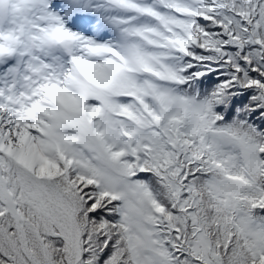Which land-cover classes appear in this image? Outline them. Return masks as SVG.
Wrapping results in <instances>:
<instances>
[{
	"label": "snow or ice",
	"instance_id": "6c2138e0",
	"mask_svg": "<svg viewBox=\"0 0 264 264\" xmlns=\"http://www.w3.org/2000/svg\"><path fill=\"white\" fill-rule=\"evenodd\" d=\"M0 264H264V0H0Z\"/></svg>",
	"mask_w": 264,
	"mask_h": 264
}]
</instances>
